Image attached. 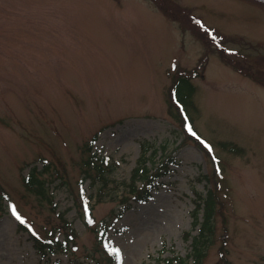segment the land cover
<instances>
[{"label":"rangeland","instance_id":"rangeland-1","mask_svg":"<svg viewBox=\"0 0 264 264\" xmlns=\"http://www.w3.org/2000/svg\"><path fill=\"white\" fill-rule=\"evenodd\" d=\"M158 1L0 0V264L185 256V232L198 233L196 193L213 180L217 209L201 264H264V0ZM177 70L190 74L185 106L203 149L174 117ZM94 136L90 148L110 170L90 185L83 169ZM143 140L156 157L165 145L174 163L148 200L123 204ZM31 171L51 202L25 185ZM80 195L91 223L77 211ZM53 226L52 239L72 238L41 257L30 231Z\"/></svg>","mask_w":264,"mask_h":264},{"label":"trees","instance_id":"trees-1","mask_svg":"<svg viewBox=\"0 0 264 264\" xmlns=\"http://www.w3.org/2000/svg\"><path fill=\"white\" fill-rule=\"evenodd\" d=\"M158 1V0H155ZM159 6L162 3L158 1ZM174 16V15H171ZM179 76H175L171 85L168 89V96L170 103L175 106V118H177L181 125V131L184 138L194 141L199 148L203 149V142L200 140L197 134H193L194 129L191 125V119L186 110V102L188 95L194 91V87L190 80H188L187 74L178 72ZM182 89H185L182 92ZM184 112L186 114H184ZM191 129V130H189ZM226 142L220 141V146L229 151H237V147L231 144H225ZM88 151L90 150L89 145H87ZM161 153L158 157L157 147H154L150 142L143 140L140 142V152L135 160V165L130 170V175L125 183V191L120 195L119 201L124 204L128 201H145L151 195V190L156 186L158 178L165 175L169 170V164L174 163L172 151H165V145L160 147ZM87 151V150H86ZM208 151V150H207ZM210 156L213 157L211 153L208 152ZM110 170V165H105L104 159L90 153L86 160L84 161V176L91 179V184L94 185L97 181L105 180V174ZM44 170L38 172L42 173ZM206 177L207 175H203ZM25 185L29 190L34 189L39 196H47V185L42 178L34 176V172L31 171L27 176L23 178ZM210 187L207 188L206 195L202 196L197 194V199L194 200V207L192 211V227L198 226V233L191 235L189 231L185 232V238L190 237V251L185 256H180L178 254L161 256L159 253L156 257H153L152 264H201L203 257L206 253V248L208 243L211 241V235L213 234V220L216 212V181L210 182ZM218 185V183H217ZM3 197V195H1ZM92 195H90L91 197ZM47 199L51 202L52 199ZM83 195H80V200L77 202V211L79 214H83L85 222L89 223V217L91 218V209L87 207L82 202ZM55 208V205H53ZM127 205L120 208L113 217L118 218L126 210ZM201 211L200 220L198 218L199 212ZM92 221V219H91ZM109 222L106 220L100 221L101 232H105L108 227ZM21 228H24L20 224ZM57 227H51L50 229H45V235L39 236L37 234L31 233L34 240V245L38 249V253L41 257L48 255V253L57 252L60 250H65L67 248V241L69 239H64L63 241H58L57 239H52L54 230ZM163 248L160 249L162 252ZM114 259L113 250H109ZM190 258V261H189Z\"/></svg>","mask_w":264,"mask_h":264},{"label":"snow or ice","instance_id":"snow-or-ice-1","mask_svg":"<svg viewBox=\"0 0 264 264\" xmlns=\"http://www.w3.org/2000/svg\"><path fill=\"white\" fill-rule=\"evenodd\" d=\"M191 130V129H189ZM195 135V133H193ZM206 143V142H205ZM207 146V145H206ZM210 147V146H209ZM86 211H87V207H86ZM13 212L15 213V209L13 208ZM18 215V213H16ZM89 222L91 223V218L89 217ZM113 251H118V249H113Z\"/></svg>","mask_w":264,"mask_h":264}]
</instances>
